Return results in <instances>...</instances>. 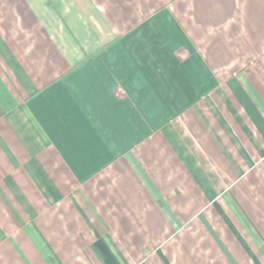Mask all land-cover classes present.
Masks as SVG:
<instances>
[{
  "label": "crops",
  "instance_id": "crops-1",
  "mask_svg": "<svg viewBox=\"0 0 264 264\" xmlns=\"http://www.w3.org/2000/svg\"><path fill=\"white\" fill-rule=\"evenodd\" d=\"M0 264H264V0H0Z\"/></svg>",
  "mask_w": 264,
  "mask_h": 264
}]
</instances>
